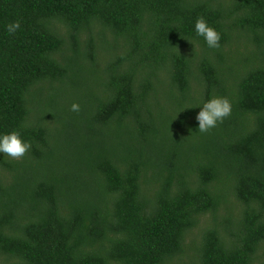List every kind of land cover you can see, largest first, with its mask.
<instances>
[{"label": "trees", "instance_id": "1", "mask_svg": "<svg viewBox=\"0 0 264 264\" xmlns=\"http://www.w3.org/2000/svg\"><path fill=\"white\" fill-rule=\"evenodd\" d=\"M212 96L231 115L202 134ZM13 130L0 264H176L199 228L197 264H264V0H0Z\"/></svg>", "mask_w": 264, "mask_h": 264}, {"label": "clouds", "instance_id": "2", "mask_svg": "<svg viewBox=\"0 0 264 264\" xmlns=\"http://www.w3.org/2000/svg\"><path fill=\"white\" fill-rule=\"evenodd\" d=\"M19 28V21H13L6 25L7 33L9 34H15ZM194 31L197 36L203 37L209 48L220 47L221 33L210 26L203 17L197 18ZM199 108L200 110L196 113L195 120L197 121L198 132L203 134L208 133L231 115L232 103L227 97L212 96L205 100ZM79 110L80 106L78 103L71 105V111L78 112ZM30 148V142L24 140L19 131L13 130L7 133H0V154L19 159Z\"/></svg>", "mask_w": 264, "mask_h": 264}, {"label": "rangeland", "instance_id": "3", "mask_svg": "<svg viewBox=\"0 0 264 264\" xmlns=\"http://www.w3.org/2000/svg\"><path fill=\"white\" fill-rule=\"evenodd\" d=\"M70 82L64 85H56L61 89L70 88ZM238 212V211H237ZM235 212V213H237ZM207 222H203L202 227H205ZM202 240V231L201 229H197L194 232L190 233L187 237L188 249L186 253H184L181 257L175 260L176 264H197L199 262L198 253L193 251L192 249L195 247L194 243L199 244Z\"/></svg>", "mask_w": 264, "mask_h": 264}]
</instances>
